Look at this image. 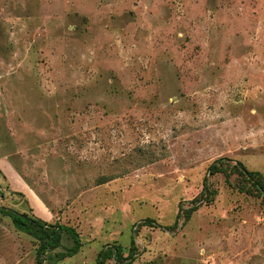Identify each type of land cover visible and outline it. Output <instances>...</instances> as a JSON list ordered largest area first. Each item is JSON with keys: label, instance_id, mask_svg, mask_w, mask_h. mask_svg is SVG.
Returning a JSON list of instances; mask_svg holds the SVG:
<instances>
[{"label": "rangeland", "instance_id": "obj_1", "mask_svg": "<svg viewBox=\"0 0 264 264\" xmlns=\"http://www.w3.org/2000/svg\"><path fill=\"white\" fill-rule=\"evenodd\" d=\"M218 159L264 177V0H0V206L75 228L57 264H264ZM37 248L0 209V264Z\"/></svg>", "mask_w": 264, "mask_h": 264}, {"label": "trees", "instance_id": "obj_2", "mask_svg": "<svg viewBox=\"0 0 264 264\" xmlns=\"http://www.w3.org/2000/svg\"><path fill=\"white\" fill-rule=\"evenodd\" d=\"M223 160L218 159L210 164L207 169L208 175L213 176L217 173H224L226 180H228L231 173H237L241 177V182L238 184L239 191L258 197L264 209L263 175L257 171L247 170L240 162H235L232 169L228 171L223 167ZM207 182L208 176H205L203 181L204 197L210 199L212 192L208 189ZM1 212L10 216L16 229L31 235L38 241L37 264H57L67 257L74 256L81 247L79 234L71 226L48 224L39 218H33L10 210H1ZM63 235L72 240V245L65 248L64 251H56L61 246ZM129 256L130 259H133V254H129ZM109 259H114L118 264H122L127 258L122 257V251L118 245H107L98 252L94 264H105Z\"/></svg>", "mask_w": 264, "mask_h": 264}, {"label": "crops", "instance_id": "obj_3", "mask_svg": "<svg viewBox=\"0 0 264 264\" xmlns=\"http://www.w3.org/2000/svg\"><path fill=\"white\" fill-rule=\"evenodd\" d=\"M43 207V208H42ZM44 206L42 204L39 205V210L43 211Z\"/></svg>", "mask_w": 264, "mask_h": 264}, {"label": "water", "instance_id": "obj_4", "mask_svg": "<svg viewBox=\"0 0 264 264\" xmlns=\"http://www.w3.org/2000/svg\"><path fill=\"white\" fill-rule=\"evenodd\" d=\"M0 197H1V195H0ZM0 209L1 210H9L8 208L2 207V206H0Z\"/></svg>", "mask_w": 264, "mask_h": 264}]
</instances>
